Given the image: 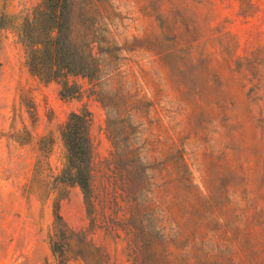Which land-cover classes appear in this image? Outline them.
I'll return each instance as SVG.
<instances>
[{"label": "rangeland", "instance_id": "374dc122", "mask_svg": "<svg viewBox=\"0 0 264 264\" xmlns=\"http://www.w3.org/2000/svg\"><path fill=\"white\" fill-rule=\"evenodd\" d=\"M41 2L0 0V264H56V204L68 228L97 248L105 264H137L125 222L130 214L106 167L112 148L105 110L86 79L70 78L82 94L64 99L59 82H43L27 65L17 33ZM115 5L118 34L129 49L121 61L126 89L151 103L138 121V146L162 161L177 144L194 184L213 199V208L200 209L187 187L171 190L168 173H152V223L177 241L176 264H185L181 256L192 247L238 253L232 225L249 220L260 229L264 212V0ZM145 38L157 53L134 41ZM167 51L173 53L162 56ZM83 109L92 115L91 215L81 189L59 179L67 164L62 130ZM74 253L67 264H81Z\"/></svg>", "mask_w": 264, "mask_h": 264}, {"label": "trees", "instance_id": "16d2710c", "mask_svg": "<svg viewBox=\"0 0 264 264\" xmlns=\"http://www.w3.org/2000/svg\"><path fill=\"white\" fill-rule=\"evenodd\" d=\"M118 17L115 0H42L24 18L17 37L24 47L30 71L45 83L59 82L62 98L82 94V89L77 83H71L70 78L88 81L90 95L106 112V132L112 148L106 167L130 214L125 222L135 261L137 264H176L171 247L177 241H168L164 227L152 223L156 222L153 206L156 184L152 173H168L171 190L187 187L200 209L213 208V199L204 196L194 184L184 151L177 144L169 146L162 161L152 157L146 146H138V121L151 103L140 93L126 89L121 61L122 54L129 49L127 41L122 44L118 34ZM134 41L146 44L149 52H158L149 38ZM171 53L167 51L162 56ZM91 127L92 115L87 109L69 116L62 130L67 164L59 177L62 183L81 189L89 215L94 206L95 187ZM259 214L260 229L249 220L243 225H232L238 253H199L192 247L181 256L185 264H264V253H261L264 212ZM51 246L56 264H67V254L73 249L81 264H105V257L97 248L68 228L58 204L54 209Z\"/></svg>", "mask_w": 264, "mask_h": 264}]
</instances>
